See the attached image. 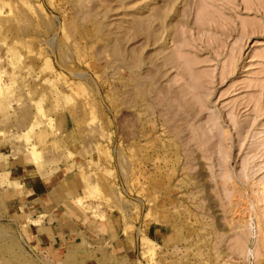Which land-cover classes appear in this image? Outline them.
Wrapping results in <instances>:
<instances>
[{
    "label": "rangeland",
    "instance_id": "1",
    "mask_svg": "<svg viewBox=\"0 0 264 264\" xmlns=\"http://www.w3.org/2000/svg\"><path fill=\"white\" fill-rule=\"evenodd\" d=\"M60 116L94 215L162 226L144 264H264V0H0L2 139L42 171Z\"/></svg>",
    "mask_w": 264,
    "mask_h": 264
},
{
    "label": "crops",
    "instance_id": "2",
    "mask_svg": "<svg viewBox=\"0 0 264 264\" xmlns=\"http://www.w3.org/2000/svg\"><path fill=\"white\" fill-rule=\"evenodd\" d=\"M67 119H54L59 148L45 156L36 150L40 171L31 152L17 154L2 139L0 117V213L18 223L31 249L0 254V264H144L149 245L159 246L165 237L162 226L135 220L124 204L94 215V172L87 151L75 150Z\"/></svg>",
    "mask_w": 264,
    "mask_h": 264
}]
</instances>
